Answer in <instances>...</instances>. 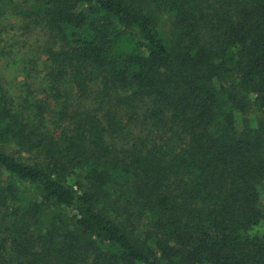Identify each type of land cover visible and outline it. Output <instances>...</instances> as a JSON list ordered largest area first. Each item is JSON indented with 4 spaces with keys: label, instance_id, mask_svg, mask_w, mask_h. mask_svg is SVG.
Here are the masks:
<instances>
[{
    "label": "trees",
    "instance_id": "obj_1",
    "mask_svg": "<svg viewBox=\"0 0 264 264\" xmlns=\"http://www.w3.org/2000/svg\"><path fill=\"white\" fill-rule=\"evenodd\" d=\"M0 264H264V0H0Z\"/></svg>",
    "mask_w": 264,
    "mask_h": 264
},
{
    "label": "rangeland",
    "instance_id": "obj_2",
    "mask_svg": "<svg viewBox=\"0 0 264 264\" xmlns=\"http://www.w3.org/2000/svg\"><path fill=\"white\" fill-rule=\"evenodd\" d=\"M36 34V33H35ZM37 35V34H36ZM251 123V121H250V119L249 118H245V117H241L240 119H239V123H240V125L242 126V124L244 123V124H247V123Z\"/></svg>",
    "mask_w": 264,
    "mask_h": 264
}]
</instances>
